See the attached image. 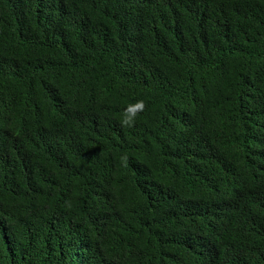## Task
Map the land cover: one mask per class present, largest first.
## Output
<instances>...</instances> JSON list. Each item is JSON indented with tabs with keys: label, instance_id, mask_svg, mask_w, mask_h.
Listing matches in <instances>:
<instances>
[{
	"label": "trees",
	"instance_id": "1",
	"mask_svg": "<svg viewBox=\"0 0 264 264\" xmlns=\"http://www.w3.org/2000/svg\"><path fill=\"white\" fill-rule=\"evenodd\" d=\"M0 264H264V0H0Z\"/></svg>",
	"mask_w": 264,
	"mask_h": 264
},
{
	"label": "clouds",
	"instance_id": "2",
	"mask_svg": "<svg viewBox=\"0 0 264 264\" xmlns=\"http://www.w3.org/2000/svg\"><path fill=\"white\" fill-rule=\"evenodd\" d=\"M137 107H138V108H142V103H141V104H138ZM131 122H132L131 117L126 118V119L123 121V123H125V124H131Z\"/></svg>",
	"mask_w": 264,
	"mask_h": 264
}]
</instances>
